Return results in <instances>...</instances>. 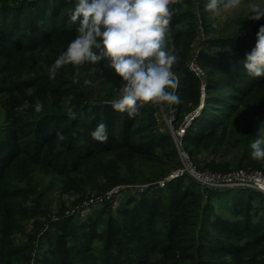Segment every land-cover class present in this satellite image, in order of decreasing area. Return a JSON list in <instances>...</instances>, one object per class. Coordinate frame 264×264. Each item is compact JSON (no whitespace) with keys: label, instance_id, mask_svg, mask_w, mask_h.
<instances>
[{"label":"trees","instance_id":"trees-1","mask_svg":"<svg viewBox=\"0 0 264 264\" xmlns=\"http://www.w3.org/2000/svg\"><path fill=\"white\" fill-rule=\"evenodd\" d=\"M190 2L182 0L174 6L173 25L186 29H177L173 36L180 57L173 71L183 102L198 103L202 85L207 94L202 110L186 129L185 148L186 143L191 153L206 148L212 156L238 148L242 151L239 164L264 166V160L251 158L250 148L264 129V77L249 76L242 63L253 40L242 43L233 34L234 43L227 44L235 48L231 53L202 50L197 59L212 67L199 77L187 63L193 34ZM73 6L74 0H0V57L9 59L20 49L53 41L52 64L77 34L78 22L69 18ZM6 66L0 63V94L6 114L0 126V264H15L16 247L10 241L14 227L12 215H7L12 209V194L5 183L9 171L27 164L62 175L95 176L113 163L123 173L139 161L158 162L163 154L175 158L176 149L169 133L137 141L147 106L134 118L112 109L108 101L121 81L111 69L92 73V66L85 65L80 69V83L73 84L76 69L71 66L62 68L55 79L42 71L16 76ZM85 79L92 84L84 85ZM26 100L42 102L44 110L16 112ZM67 107L77 112L75 120L66 115ZM100 122L107 125L106 142L90 136ZM57 131L66 137L59 144ZM187 179L194 180L184 173L167 180L166 191L154 187L153 192H140L138 198L129 196L126 206L120 207L121 215L102 210L86 220L68 215L53 221L35 264H168L180 258L190 260L186 264H264V192L226 187L201 193ZM232 191V204L222 209L224 213L211 197Z\"/></svg>","mask_w":264,"mask_h":264},{"label":"rangeland","instance_id":"rangeland-1","mask_svg":"<svg viewBox=\"0 0 264 264\" xmlns=\"http://www.w3.org/2000/svg\"><path fill=\"white\" fill-rule=\"evenodd\" d=\"M207 2L208 0H191L189 6V10L193 14V34L190 40V53L187 63L191 69L190 64L192 61H196L203 68L204 76L207 68L211 69L212 66L202 64L197 59L202 50H209L219 53V55L231 53L235 48L227 44L234 43L231 38L233 34H238L242 43L248 39L253 40L250 43L254 45L257 29L260 24H264V19L254 21L251 18L252 6L255 5L264 9V0H241L236 9L221 10L215 15L205 10ZM54 43L51 41L47 44L43 43V45L20 49L9 59L0 57V63L6 64L7 71L16 76L20 73L31 75L32 71H36V73L39 71L48 72L56 47V43ZM217 74L226 76L220 71H217ZM230 89L223 88L221 91H230ZM102 92V95L105 94V91ZM206 94L204 92L203 106ZM178 95L181 103L173 105L177 108V117L180 115L177 124L201 103V100L198 103L183 102L182 92H179ZM147 109V114L141 118V123L145 125L141 131L142 134L136 137L137 141L160 135L167 137L168 133L171 136L164 120V112L168 108L161 111L156 106L148 105ZM5 115L2 95L0 94V126L5 121ZM186 144L187 149H185L200 170H213L223 173L242 166V168L260 169L264 172V166H259L255 162L250 165H248L249 162L248 164H239L238 160L242 151L238 148L229 149L225 155L219 153L212 156L208 154L206 148H200L191 153L189 144ZM175 149V158L172 155L163 154L158 162H145L143 164L142 161H139L135 165H129V170L123 173L119 165L113 163H108V168L95 176L62 175L27 164H24L19 170L9 171L5 183L9 193L12 194L9 200L12 209L7 212V215H12V226L14 227L10 241L16 247L15 264H35L36 259L44 251V237L53 221L68 215H75L77 218L86 220L88 217L98 215L102 210H106L105 214L112 212L114 215H121L119 213L120 207L126 206L129 196L138 198L140 192H153L154 187H160L161 190L166 191L167 177L182 166L176 145ZM158 150L163 153L166 152L160 147ZM109 157L110 155L107 156V158ZM155 165L157 166L155 167ZM161 169H166L164 174L160 173ZM158 172L159 176H157ZM186 174L193 177L188 172ZM194 180L187 179L186 181H191L196 187H199L201 193L209 189L197 179L194 178ZM116 187H120V190L114 193ZM234 193L235 191L217 192L211 198L215 202V206L222 210L224 207L231 206ZM222 212L225 213L223 210ZM188 262L190 260L180 258V262H169L168 264H186Z\"/></svg>","mask_w":264,"mask_h":264},{"label":"clouds","instance_id":"clouds-1","mask_svg":"<svg viewBox=\"0 0 264 264\" xmlns=\"http://www.w3.org/2000/svg\"><path fill=\"white\" fill-rule=\"evenodd\" d=\"M181 2L74 0L69 18L73 23L78 22L77 34L51 64L49 79H55L66 66L76 69L73 84L80 83V69L85 65L92 66V73L102 74L105 68L111 69L121 83L108 103L114 111L127 113L130 118L140 115V109L148 105L163 111L180 104L179 80L173 71L180 57L172 40L177 29H186L182 24L173 25V17L177 14L174 6ZM240 3L241 0H208L205 10L215 15L221 10H234ZM252 13L254 21L264 19V9L253 5ZM242 63L249 76L264 77V24L259 25L255 44L244 53ZM91 84V80H84V85ZM26 108L40 113L44 104L26 100L14 110L22 112ZM66 115L72 120L77 118L72 107L66 108ZM90 136L95 141L106 142L107 125L98 123ZM65 140V135L57 131V143ZM250 148L252 159L264 160V129L251 142Z\"/></svg>","mask_w":264,"mask_h":264},{"label":"built area","instance_id":"built-area-1","mask_svg":"<svg viewBox=\"0 0 264 264\" xmlns=\"http://www.w3.org/2000/svg\"><path fill=\"white\" fill-rule=\"evenodd\" d=\"M190 68L199 77H204L203 68L196 62L192 61ZM201 103L198 107L188 114L179 124H177V108L171 106L164 112V120L168 131L170 132L174 143L179 151L182 160V166L167 177V180L175 178L184 173H190L195 179L209 188H226V187H249L264 192V172L260 169L236 168L229 172H217L213 170H200L191 160L189 153L184 147V137L186 129L192 120L199 114L204 100V85L201 86ZM120 187L114 189L118 192Z\"/></svg>","mask_w":264,"mask_h":264}]
</instances>
